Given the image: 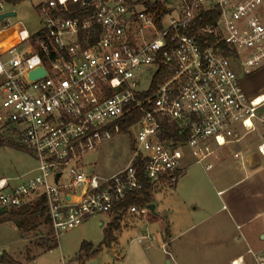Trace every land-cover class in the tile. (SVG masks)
Masks as SVG:
<instances>
[{"label":"built area","instance_id":"obj_1","mask_svg":"<svg viewBox=\"0 0 264 264\" xmlns=\"http://www.w3.org/2000/svg\"><path fill=\"white\" fill-rule=\"evenodd\" d=\"M179 1L160 27L138 0H44L42 28L19 29L16 42L14 26L0 22V129H12L35 163L22 180L0 179V214L43 197L58 241L95 215L146 216L150 204L127 201L176 187L187 157L213 170L223 148L252 133L262 139L256 153L234 158L260 166L264 93L247 96L242 79L264 69V0ZM134 113L129 164L88 174L83 159ZM247 254L264 264V249Z\"/></svg>","mask_w":264,"mask_h":264},{"label":"rangeland","instance_id":"obj_2","mask_svg":"<svg viewBox=\"0 0 264 264\" xmlns=\"http://www.w3.org/2000/svg\"><path fill=\"white\" fill-rule=\"evenodd\" d=\"M0 1L3 4L0 14H17L3 21L14 26L13 42L17 41L15 33L23 27L31 34L42 28L38 6L44 0H21L17 4L13 0ZM147 1L162 3L169 10H177L180 4L179 0ZM143 9L142 5L138 7ZM244 78L247 93H254L264 83V75ZM145 80L143 89L149 78ZM1 106L0 94V113ZM137 131L134 127L128 133L115 135L86 156L83 159L86 172L110 177L125 168L133 156ZM0 135L13 143L0 146V179H24L34 168V160L20 148L12 129H0ZM261 141L259 133H252L241 142L226 146L218 153V159H212L215 167L209 172L192 164L193 160L187 157L186 170L178 185L153 192L155 211L144 217L124 215L114 224L119 225L116 241L108 246L100 245L105 240V230L114 220L105 214L92 216L63 232L58 241L53 239L48 226L21 234L13 223L0 222V264H4L1 259L4 253L21 264H231L239 257H244L247 264H256L247 252L261 248L246 235L264 225V158H260V166L251 168L243 159H235L234 154L244 157L254 154ZM17 182L14 180L13 184ZM221 190L225 192L218 196ZM84 242L93 245L87 255L81 252ZM54 243H58L57 247L48 250L47 246Z\"/></svg>","mask_w":264,"mask_h":264},{"label":"trees","instance_id":"obj_3","mask_svg":"<svg viewBox=\"0 0 264 264\" xmlns=\"http://www.w3.org/2000/svg\"><path fill=\"white\" fill-rule=\"evenodd\" d=\"M21 0H13L15 4L19 3ZM139 3L144 7L146 12H152L156 16V24L158 27L161 26L162 19L170 14L172 10H169L164 4L155 2L150 3L147 0H138ZM162 79L160 77H156L154 80V85L161 82ZM140 114L134 113L126 118H124L120 122V130L122 133H128L130 128L139 120ZM178 134L174 132V136ZM3 135H0V146L2 145H11L13 144L9 138H4ZM20 146V145H19ZM21 148V147H20ZM153 199L152 195L145 194L142 199L137 200L135 198H130L125 206L130 204H139V205H149L152 204ZM121 219H114V223H111L108 228L105 230V240L100 246H108L109 244L116 241L117 236L115 232L119 231V225L115 226V222H120ZM1 223L11 222L15 224L17 229L21 234H26L33 231H38L41 226H50V220L47 212V206L43 197H40L32 204H28L20 209L12 210L9 213L1 214L0 218ZM57 241L55 238H53ZM58 243H54L52 245H48V250H52L57 247ZM93 245L91 243H83L81 246V252H84L86 255L90 253ZM1 259L4 264H21L19 262H15L11 257L6 255L5 253L1 256Z\"/></svg>","mask_w":264,"mask_h":264},{"label":"crops","instance_id":"obj_4","mask_svg":"<svg viewBox=\"0 0 264 264\" xmlns=\"http://www.w3.org/2000/svg\"><path fill=\"white\" fill-rule=\"evenodd\" d=\"M169 2H170V0H169ZM261 75H264V69L263 70H261V71H258V72H256V73H254L253 75H250V76H248V77H252V78H255L256 76H261ZM248 77H246V78H248ZM244 79L245 78H243L242 79V87H243V89H244V91H245V85H243L244 84ZM245 93L247 94V96H249V97H254V96H257V95H260V94H262V93H264V83L261 85V87L260 88H258L254 93H247L246 91H245ZM219 192H223L221 195H223L224 194V192H225V190H221V191H219ZM219 192H217V194L219 193ZM221 195H219L218 194V196H221ZM223 208H225V206L223 207ZM155 209H156V207H155ZM132 217V216H131ZM15 225V224H14ZM100 225H102V224H100ZM239 226V225H238ZM20 232V231H19ZM256 232H260L258 235H257V237H255L254 236V233H256ZM262 235L264 236V225H261L259 228H256L255 230L253 229V230H251V232H250V234L248 233V235H246V236H248V239L249 240H251V242H253V243H255L256 245H258L261 249H264V239H262ZM237 260V259H236Z\"/></svg>","mask_w":264,"mask_h":264},{"label":"water","instance_id":"obj_5","mask_svg":"<svg viewBox=\"0 0 264 264\" xmlns=\"http://www.w3.org/2000/svg\"><path fill=\"white\" fill-rule=\"evenodd\" d=\"M17 14L16 12H9V13H3V14H0V22L3 21L4 19L6 18H10V17H15ZM46 74V71L41 67L35 71H33L31 74H30V79L31 80H36L38 78H41L43 77L44 75ZM59 177V175H58ZM155 204H150L149 205V209L151 212H154L155 211ZM262 239H264V236L262 235ZM90 264H97L96 262H91Z\"/></svg>","mask_w":264,"mask_h":264},{"label":"bare ground","instance_id":"obj_6","mask_svg":"<svg viewBox=\"0 0 264 264\" xmlns=\"http://www.w3.org/2000/svg\"><path fill=\"white\" fill-rule=\"evenodd\" d=\"M239 263V260L236 262V264Z\"/></svg>","mask_w":264,"mask_h":264}]
</instances>
